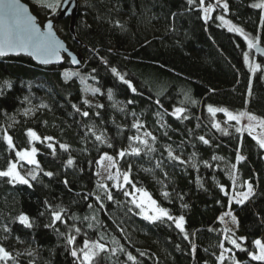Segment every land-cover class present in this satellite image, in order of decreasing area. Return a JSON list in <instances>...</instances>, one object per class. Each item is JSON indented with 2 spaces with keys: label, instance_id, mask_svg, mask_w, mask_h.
<instances>
[{
  "label": "trees",
  "instance_id": "trees-1",
  "mask_svg": "<svg viewBox=\"0 0 264 264\" xmlns=\"http://www.w3.org/2000/svg\"><path fill=\"white\" fill-rule=\"evenodd\" d=\"M22 1L39 22L55 19L43 6L50 0H36L38 8L34 0ZM219 1L227 10L204 0L205 6L215 4L204 19L200 0H79L74 33L69 18L56 20L55 29L81 54L80 67L67 60L38 65L24 55L0 57V171L14 157L4 129L17 149L29 147V129L41 138L35 141V179L29 175L22 184L0 177V247L11 257L0 264H80L71 252L79 255L85 240L105 246L93 264H220L224 249L231 251L223 264L231 258L260 264L248 253L264 232V149L234 125L216 128L208 107L264 119V8L253 7L264 0ZM220 16L243 35L229 31ZM245 36L256 47L250 49ZM245 54L260 65L255 72ZM142 130L152 134V144L128 151ZM104 153L127 172L129 186L147 190L170 215H182L184 231L173 219L139 215L124 186L103 187L97 166ZM230 166L252 185L243 204L231 200ZM53 212L61 220L54 222ZM229 212L236 218L234 232L219 220ZM233 233L245 250L225 239Z\"/></svg>",
  "mask_w": 264,
  "mask_h": 264
},
{
  "label": "snow or ice",
  "instance_id": "snow-or-ice-1",
  "mask_svg": "<svg viewBox=\"0 0 264 264\" xmlns=\"http://www.w3.org/2000/svg\"><path fill=\"white\" fill-rule=\"evenodd\" d=\"M193 0H189V3L191 4ZM69 3V0H50V2L45 3L43 6L46 8L51 9L54 13L60 9L63 5H66ZM217 3H219V0H217ZM201 6L204 5V0H200ZM223 8L227 10L228 5L227 3H224ZM253 7L258 8H264V3L254 4ZM214 9L209 6L206 8H203V11L205 13V19L208 18V15L211 11ZM224 24L231 25L230 21H227L224 19L223 16L218 17ZM47 32H42L40 27L37 25L35 18L33 16H30L28 14V9L21 5L19 3V0H0V56H5L10 52H25L28 55H31L37 59H39L42 63L48 64L52 61L53 58H55L57 61L60 60V49L63 48V44H61L55 37V33L53 32V25L51 22L47 23L46 25ZM229 31H236L239 32L241 35H243V31L239 28H236L234 25L230 26ZM245 39L248 41V47L254 48L256 47V43H254L252 40H249L248 37L245 36ZM245 61H248V56L245 54ZM73 63H78V61L73 58ZM260 67L259 64L255 66L250 65L251 71L255 72ZM113 73H117V70L115 68L112 69ZM65 77H68L70 73L65 72ZM120 79L124 81V83L129 84V87H131V84L129 81L124 80L123 76H120ZM135 91V88L132 89ZM183 109L177 108L176 112L180 113ZM209 113L215 115L217 111H222L227 116L228 120L230 121H236L237 123H240L241 119L244 117H247V120L249 121V124L246 125V130L248 131L249 135H252L253 139L257 141V143L260 145L261 148H264V132H261L259 135H253V133L256 130V127L259 126L261 129H264V119L258 118L257 116L248 113V112H239V113H232L228 111L227 109H217L213 108L211 106L208 107ZM83 115L87 116L88 113L85 112ZM134 127L139 128L140 125H134ZM215 127H219V125H215ZM237 131H241L240 128H237ZM28 137L31 138V140H40L41 138L37 135V133L31 129L28 130L26 133ZM145 135H150L149 133H145ZM44 140H51V137H44ZM97 140H100L101 137L97 136ZM135 139H139V137H136ZM201 140H204L203 137H200ZM5 140L10 148H14V144L12 141V137L5 135ZM145 142V141H142ZM204 143H208L207 140H204ZM49 148H53L52 144L48 145ZM61 147H66L64 145H61ZM133 153H138L139 149L133 148ZM37 154L36 148H31V150H22L16 152V157L19 161H25L28 164H33L39 167L38 162L35 159V156ZM121 157L125 155L124 151H121L119 153ZM108 160L110 163L108 165L109 169L115 167V163L113 162V158L105 155L101 158V161H98L99 164H102L103 160ZM238 160H242L243 157L238 156ZM69 164L72 163V160L70 159L68 161ZM46 175L51 176L52 173H46ZM120 173L117 171L115 175L111 174L109 172V175L107 179L109 180H116L117 181V187H119V179H120ZM0 177H9L11 181H16L22 184H28V180L20 174L18 171V165L16 162H9L8 168L5 171H0ZM33 179H35V176H32ZM123 181L125 184L129 183V175L127 173L123 174ZM103 187H106V185H102ZM135 187V186H133ZM223 190V189H222ZM137 192L140 193L139 199L133 198L132 203L136 205L141 210V213L144 214V218L150 221H156L161 219L162 217H167L168 219H173L168 213V211L162 207H159L157 205V202L152 199L151 195L144 191L143 189H136ZM252 194V185L249 183L247 185V192H241L238 193L239 199L236 200L237 203L243 204L249 196ZM125 195H130V193L125 192ZM165 196L167 193L164 194ZM99 199V197H97ZM108 199H112L111 194H108ZM151 213V214H149ZM226 216H231V213H225ZM53 221H59L61 220V213L60 212H53ZM232 222L236 223L235 216H231ZM19 220L21 223L25 224L26 226H31L29 223V218L26 215H21L19 217ZM220 220L223 222L224 216L220 217ZM175 225L178 229L181 231H184V217L181 216L177 219H175ZM78 232L79 229H76ZM230 231V230H226ZM234 236V233L232 236L225 235V239L228 240L235 248L240 250H245L242 248L241 243H238L237 238H232ZM187 238V236L185 237ZM240 241H244L246 238L239 237ZM75 242V236H69L68 237V243L74 244ZM254 244L256 246L257 251L255 252H249L248 255L251 260L258 261L260 264H264V242H261L260 240L254 241ZM221 248H223V244L220 245ZM105 250V246L99 242H89L88 240H85L83 243V247L79 250V255L77 250L73 249L71 252V255L73 257H77L80 259V264H93V261L95 260V257L98 255L99 252H102ZM113 252L116 251V249H112ZM224 251H231V249H225ZM143 255V253H141ZM10 253L6 251L3 247H0V261H6L10 259ZM129 260H134L135 258L129 254L128 255ZM220 262V264H223V261L225 259L224 253L221 252V255L217 258ZM238 264V262H237Z\"/></svg>",
  "mask_w": 264,
  "mask_h": 264
},
{
  "label": "rangeland",
  "instance_id": "rangeland-1",
  "mask_svg": "<svg viewBox=\"0 0 264 264\" xmlns=\"http://www.w3.org/2000/svg\"><path fill=\"white\" fill-rule=\"evenodd\" d=\"M216 3V2H215ZM31 4H33V6L35 8H38V7H41L42 4H40V2L34 0ZM224 2L223 1H219V3L217 5L221 6V8H223V5ZM215 4H212V5H203L202 6V16L203 18L205 19V13L203 11V8H206V7H209L211 6L213 9L215 8L214 6ZM49 9V8H48ZM223 10H225L223 8ZM50 12H52L51 9H49ZM212 12V11H211ZM210 12V13H211ZM209 13V15H210ZM208 15V17H209ZM224 17V16H223ZM225 20H227L225 17H224ZM220 20V19H219ZM43 20H41L40 22H42ZM221 21V20H220ZM228 21V20H227ZM221 23L223 25H225L226 27H230V26H233V24L231 23V25H226L224 24L222 21ZM236 27V26H235ZM238 28V27H236ZM248 61H247V64L250 66H255L257 65L256 62L253 60L252 57H250L248 54ZM213 108H217V109H226V108H220V107H216V106H211ZM228 111L236 114V113H239V112H247L245 110H241V111H232V110H229L227 109ZM249 113V112H248ZM213 116V123H214V126L215 125H219V129H228L230 127V125H234L237 128H240L241 131H245L248 133V131L246 130V125L249 124V121L247 120V117H244L241 119L240 123H237L236 121H230L228 120L227 116L224 114V112L222 111H217L215 115L211 114ZM259 118V117H258ZM217 128V127H216ZM28 132V130H27ZM261 132H264V129H261L259 126L256 127V130L255 132L253 133V135H259ZM145 133H149L150 135H145ZM249 134V133H248ZM5 135H9V133L7 132V129H4L3 130V137L5 139ZM252 136V135H251ZM136 137H139V139H135ZM31 139V138H30ZM6 141V140H5ZM35 141L36 140H31V143L29 145V147L27 148H22V149H17L15 148H11L12 150V154L14 155L13 159L11 160V162H16L17 165H18V171L20 172V174L22 176H24L27 180H28V176L29 175H33L35 173V171L38 169V167L36 165H33V164H28L27 162L25 161H19L18 158L16 157V152L17 151H22V150H31V148H36L35 146ZM142 141H145V142H142ZM152 144V134L149 132V131H146V130H142V131H139V132H136L133 137H132V140L127 148L128 151H132L133 148H137L139 150H144L146 147L150 146ZM264 149V148H263ZM105 155L109 156V157H112L106 153L102 154L99 161H101V158L104 157ZM113 158V157H112ZM36 159V157H35ZM113 162L115 163V159L113 158ZM187 162L189 163H193L191 159L187 160ZM109 161L108 160H103L102 161V164H99L98 163V166H97V177L98 179L101 181V183L103 185L106 184V182H110V184L114 187H117V181L116 180H109L107 179L108 175H109V172H111V174L115 175L117 173V171L121 174L120 175V179H119V185L120 186H124L125 187V190L126 192L130 193L129 198H130V201L132 203V200L133 198H136L137 200L139 199V195L140 193L136 191V189H142V188H135L133 187L134 185L131 184V186L124 183L123 181V174L124 173H127L125 171H119V169L116 167V164H115V167L113 168H110L108 167L109 165ZM8 168V167H7ZM7 168L5 170H7ZM3 170V171H5ZM227 171V173L230 175L232 181H233V188H232V192L234 194V196H231V200H237L239 199L238 197V193H241V192H247V185L249 184V182L247 181H244V180H241L239 177H238V174L236 172V170L234 169V167L230 166L228 168L225 169ZM8 179L10 180V178L8 177ZM144 191L148 192L147 190L143 189ZM252 191H253V188H252ZM153 199V198H152ZM135 207L136 205L134 203H132ZM158 205V204H157ZM159 206V205H158ZM161 207V206H159ZM137 210H138V213L139 215L143 216L144 217V214L141 213V210L136 207ZM163 208V207H162ZM165 209V208H164ZM167 210V209H166ZM169 213V212H168ZM151 214V213H149ZM170 215V213H169ZM171 217H173V222L175 221V219L181 217L182 215H179V216H172L170 215ZM221 216H224V220H223V225L226 229L234 232L235 231V228H236V223H233L232 222V219H231V216H234L233 214H231V216H226L224 214L220 215L219 216V220H220V217ZM163 218V217H162ZM167 218V217H166ZM221 221V220H220ZM175 223V222H174ZM231 236V235H230ZM256 240H260L261 242H264V232L255 239ZM256 247V246H255ZM225 250V249H224ZM255 251H257V249H255ZM254 251V252H255ZM224 254H227L228 251H223ZM243 264L242 262L236 260V259H232L231 258V264Z\"/></svg>",
  "mask_w": 264,
  "mask_h": 264
},
{
  "label": "water",
  "instance_id": "water-1",
  "mask_svg": "<svg viewBox=\"0 0 264 264\" xmlns=\"http://www.w3.org/2000/svg\"><path fill=\"white\" fill-rule=\"evenodd\" d=\"M19 3L28 9V14L35 18V21H36L37 25L40 27L42 32H47V28H46L47 23H49V22L52 23V25H53L52 30L55 33L56 39L61 44H63V48L60 49V60L57 61L55 58H53L50 63L44 64L39 59H37L31 55H28L25 52H19V53L10 52L5 56H8V55H24V56L29 57L34 63H36L38 65H61L64 62V59L66 58L67 62L71 68L80 67L82 64L81 54L79 52H76V51L72 50L71 48H69L67 46L66 42L60 37V35L57 33V31L55 29V20L59 21V20L64 19V18H69V30L72 34L74 33L73 25H74L76 13H77L79 0H69L68 4L63 5L60 9H58L55 12V20L54 19H47V20H44L42 23L39 22L37 16L31 11V9L27 3H25L22 0H19ZM257 52H260V51H257ZM262 52H264V51H262ZM0 57H3V56H0ZM73 58H75L78 61V63H73L72 62Z\"/></svg>",
  "mask_w": 264,
  "mask_h": 264
},
{
  "label": "bare ground",
  "instance_id": "bare-ground-1",
  "mask_svg": "<svg viewBox=\"0 0 264 264\" xmlns=\"http://www.w3.org/2000/svg\"><path fill=\"white\" fill-rule=\"evenodd\" d=\"M209 5H212V4H209ZM47 19H53V18H47ZM47 19H45V20H47ZM55 20V19H54ZM56 21V20H55ZM43 22V21H42ZM42 22H40V23H42ZM64 60H67L66 58L64 59Z\"/></svg>",
  "mask_w": 264,
  "mask_h": 264
}]
</instances>
